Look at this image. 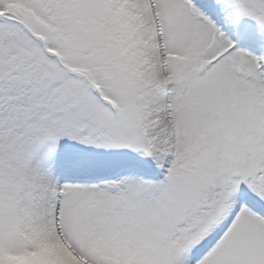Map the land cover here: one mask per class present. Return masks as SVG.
I'll return each mask as SVG.
<instances>
[{
  "label": "snow or ice",
  "instance_id": "obj_1",
  "mask_svg": "<svg viewBox=\"0 0 264 264\" xmlns=\"http://www.w3.org/2000/svg\"><path fill=\"white\" fill-rule=\"evenodd\" d=\"M0 264H264V0H0Z\"/></svg>",
  "mask_w": 264,
  "mask_h": 264
}]
</instances>
